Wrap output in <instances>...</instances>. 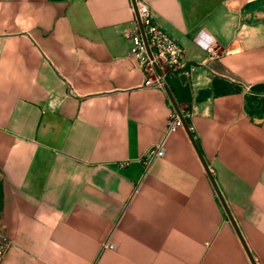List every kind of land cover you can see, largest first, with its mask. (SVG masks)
I'll return each mask as SVG.
<instances>
[{"label": "crops", "instance_id": "obj_1", "mask_svg": "<svg viewBox=\"0 0 264 264\" xmlns=\"http://www.w3.org/2000/svg\"><path fill=\"white\" fill-rule=\"evenodd\" d=\"M145 1L184 48L165 80L245 243L186 128L167 132L132 0H0V264H264V0Z\"/></svg>", "mask_w": 264, "mask_h": 264}, {"label": "built area", "instance_id": "obj_2", "mask_svg": "<svg viewBox=\"0 0 264 264\" xmlns=\"http://www.w3.org/2000/svg\"><path fill=\"white\" fill-rule=\"evenodd\" d=\"M136 2L153 57L148 53L138 18L136 29L134 33L130 34V37L134 40L132 52L140 60L149 79H153L154 84L164 86L167 84L165 80L166 73L174 71L183 64L184 48L154 21L152 9L145 0H136ZM155 64L159 66L161 73L157 71ZM248 91L251 93V87L248 88ZM182 125V120L175 111L169 119L167 132L174 131ZM165 150L164 142H161L151 147L146 156L149 160H152L164 155ZM0 237L1 260L8 250L9 241L1 233Z\"/></svg>", "mask_w": 264, "mask_h": 264}, {"label": "water", "instance_id": "obj_3", "mask_svg": "<svg viewBox=\"0 0 264 264\" xmlns=\"http://www.w3.org/2000/svg\"><path fill=\"white\" fill-rule=\"evenodd\" d=\"M132 1H133L134 6H135L136 15H137V18H138V21H139L140 27H141V31H142V34H143V37H144V40H145V43H146L147 49H148V53L150 54L151 57H153L152 50H151V48H150V45H149L148 39H147V37H146L145 28H144V26H143V24H142V21H141V19H140V16H139V11H138V7H137V2H136V0H132ZM155 65H156L157 71H158L159 73H161V70H160L159 66H158L157 64H155ZM165 87H166V89H167L168 95H169V97H170V99H171V101H172V104L174 105V108H175L176 112L179 114V116H180V118H181V120H182L183 126H184V127L186 128V130L188 131L190 137L192 138V140H193V142H194V144H195V146H196V148H197V150H198V153L200 154V157L202 158V161L204 162V165H205V167H206V169H207V171H208V174H209V176H210V178H211V180H212V182H213V184H214V186H215V189H216V191H217V193H218V195H219V198H220L222 204L224 205V207H225V209H226V212H227L228 216L230 217L231 221L234 223V225H235L236 228H237V231L239 232L240 236L242 237L241 232H240V230H239V228H238V226H237V223H236V221H235V219H234V217H233V215H232V213H231V211H230V208H229V206H228V204H227V202H226V200H225V198H224V196H223V194H222V192H221V190H220V188H219V186H218V184H217V182H216V180H215V177L213 176V174H212V172H211V170H210V168H209V165H208L207 162L205 161V159H204V157H203V155H202V153H201V150H200L199 147H198V144H197V142H196V140H195V138H194V134H193V132L191 131L190 125L188 124V122H187V120H186V118H185V116H184V114H183V112H182V110H181V108H180V106H179V104H178V102H177V100H176V98H175V96H174L172 90L170 89L169 85L166 84ZM242 240L244 241L243 237H242ZM244 243H245V241H244ZM250 255H251V254H250ZM251 258H252L253 263L256 264V262H255V260L253 259V256H252V255H251Z\"/></svg>", "mask_w": 264, "mask_h": 264}, {"label": "trees", "instance_id": "obj_4", "mask_svg": "<svg viewBox=\"0 0 264 264\" xmlns=\"http://www.w3.org/2000/svg\"><path fill=\"white\" fill-rule=\"evenodd\" d=\"M240 89H241L240 87H238L236 85H232L224 79L216 78L214 80V92H215V94H225V93H229L232 91H238ZM262 90H264V84L255 85L252 87L253 93L259 92ZM205 93H206L205 91L201 92L200 96H204ZM253 95H255V94H253ZM250 98H251V96H250ZM252 99H256V97L252 96Z\"/></svg>", "mask_w": 264, "mask_h": 264}, {"label": "rangeland", "instance_id": "obj_5", "mask_svg": "<svg viewBox=\"0 0 264 264\" xmlns=\"http://www.w3.org/2000/svg\"><path fill=\"white\" fill-rule=\"evenodd\" d=\"M252 96H255L257 98L256 95H252ZM6 198H7V188H6L5 181H4V179L0 173V218H1L2 213L4 211Z\"/></svg>", "mask_w": 264, "mask_h": 264}]
</instances>
